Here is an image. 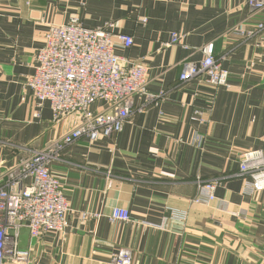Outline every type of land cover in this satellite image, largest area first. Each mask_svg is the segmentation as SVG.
I'll list each match as a JSON object with an SVG mask.
<instances>
[{"label": "crops", "instance_id": "obj_1", "mask_svg": "<svg viewBox=\"0 0 264 264\" xmlns=\"http://www.w3.org/2000/svg\"><path fill=\"white\" fill-rule=\"evenodd\" d=\"M73 16L133 37L115 52L147 68L146 92L120 133L82 138L52 164L71 208L66 226L38 239L23 227L29 259L2 264H114L121 247L133 264H264V190L249 191L239 171L245 151H264V32H238L258 20L247 0H0V186L79 122L55 121L28 85L47 31ZM174 33L182 39L172 44ZM210 44L230 86L182 82ZM199 179L217 182L208 204L195 201ZM115 207L131 219L111 221Z\"/></svg>", "mask_w": 264, "mask_h": 264}, {"label": "built area", "instance_id": "obj_2", "mask_svg": "<svg viewBox=\"0 0 264 264\" xmlns=\"http://www.w3.org/2000/svg\"><path fill=\"white\" fill-rule=\"evenodd\" d=\"M249 14L258 19L251 31L238 30L248 37L264 32V0H247ZM110 27V26H109ZM174 33L171 43L180 42ZM134 39L122 32L103 28H89L77 16L69 23L53 25L47 31L45 42L37 54L35 73L28 81L39 107L50 104L53 119L61 121L77 115L79 122L45 148L37 150L20 161L7 173L0 186V264L5 260L23 263L29 251L19 248L23 227L32 238L38 239L51 231H62L71 210L63 191L62 179L53 172L52 164L78 140L95 142L120 133L132 115L134 97L146 92L147 68L142 64H125L115 47H132ZM200 63H187L180 75L188 82L201 75L216 89L229 87V72L213 54V45H207ZM224 58V57H223ZM159 98L162 94L152 95ZM240 174L247 180V189L253 193L264 190V151H245L239 163ZM195 201L210 203L216 198V181L198 180ZM111 221L131 219L127 208L115 207ZM114 264H133V251L121 247L112 255Z\"/></svg>", "mask_w": 264, "mask_h": 264}]
</instances>
